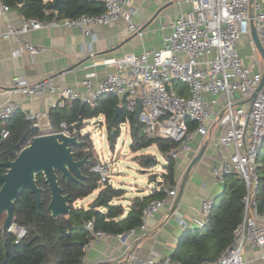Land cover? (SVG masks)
<instances>
[{"label": "built area", "instance_id": "built-area-1", "mask_svg": "<svg viewBox=\"0 0 264 264\" xmlns=\"http://www.w3.org/2000/svg\"><path fill=\"white\" fill-rule=\"evenodd\" d=\"M42 1L47 4L52 0ZM94 1L103 7L98 13L83 12L73 17L50 20L28 17L17 27L7 24V28L0 31V39L13 35L30 53H38L41 48L22 39L21 34L41 27H76L93 38L94 26L108 24L116 19L124 22L128 32L141 33L134 20L138 10L131 0ZM174 2H184L188 8L180 10L167 24H162V27L169 26V30L162 34L160 45L143 48L138 53H125L120 57L100 60L101 63L112 64L115 69L96 82L92 70L85 72L80 87L58 84L47 76L33 82L23 75L14 76L11 85L3 90L9 96L6 100H0V142L9 134L4 126L6 121L18 109V103L12 95L55 94L52 107L61 108L71 107L76 101L93 106L102 96L113 94L124 97L125 110L130 113L135 112L140 102L137 123L141 132L176 141L177 146L169 151L171 157L190 152L194 155L201 141L196 147L192 146V141L207 136V143L219 155L211 167L214 182L223 184L228 175H235L244 181L243 218L232 231L231 243L214 259L204 260L200 264H246L244 245L264 246V210H258L255 199L257 161L264 143V82L254 99L247 100L260 82L263 70L250 35V2ZM251 6L253 25L264 47V0H252ZM7 8L8 5L0 4L1 12ZM242 37L247 38L245 42H242ZM175 82L183 84L187 94L177 92ZM24 116L31 122V127L38 130L37 134L53 131L72 134L65 121H61L57 129L48 125L43 130L41 120L47 116L46 111H30ZM103 120L100 115L93 123ZM88 150V146L84 147V151ZM90 170L98 174V185L108 180L110 168L105 159H97ZM179 185L178 177L165 196L150 199L142 208L140 224L127 234L139 238L147 229V219L172 201ZM214 202L212 196L202 198L198 227L204 225ZM177 219L181 226H188L182 217ZM85 227L90 230V236L83 246L84 252L107 234L101 229H93V219L87 220ZM7 230L15 234V242L26 233L24 225L14 222L10 223ZM130 264L185 263L170 255L160 257L152 253L144 257L132 255Z\"/></svg>", "mask_w": 264, "mask_h": 264}, {"label": "trees", "instance_id": "trees-1", "mask_svg": "<svg viewBox=\"0 0 264 264\" xmlns=\"http://www.w3.org/2000/svg\"><path fill=\"white\" fill-rule=\"evenodd\" d=\"M21 0H7L15 3ZM22 12L26 17L34 16L43 20L53 18L73 17L79 13H98L102 5L94 0H63L59 10L46 8L42 0H22ZM179 93L184 92V86L176 84ZM122 105V110L114 122L112 117L116 106ZM53 121H65L68 129L81 137V121L93 114L103 116L107 126L108 137L113 140L118 135L119 124L128 122L130 132V147L136 150L155 143L159 151L167 156L161 176L163 181L171 186L175 181V161L169 151L177 146V142L160 136H149L141 132L140 125L134 119V113L127 112L124 104L113 94L99 98L95 105L74 102L71 107L52 108ZM9 134L0 142V171L2 161L15 157L19 149L38 133L31 127L24 114L15 111L4 125ZM1 129V126H0ZM113 131V132H112ZM85 144V142L83 141ZM83 144V146H84ZM264 147V143H263ZM75 151V158L88 156V162L81 167L84 175L80 181L60 184L64 193L70 196V212L67 215L53 218L47 209L49 190L43 182L41 174L36 181L42 187L40 191V210L30 189L26 188L15 201L12 222L24 225L25 235L15 242V234L5 230L2 232L0 221V264H79L84 255L83 246L90 236V230L85 227L87 220L93 219V229H101L107 233H125L140 224L141 212L144 205L152 198L163 197L165 191L161 186L151 194L136 198L129 209L124 212L120 202H116L124 194V190L112 186L108 180L98 185V174L90 167L96 162L89 151L82 148ZM263 149V148H262ZM90 161V162H89ZM148 164V165H147ZM145 167L154 163L148 162ZM258 186L255 199L259 211L264 210V159L257 164ZM97 189L94 198L87 207H75L73 202L86 197ZM245 193L244 181L231 175L224 184L217 201L205 218L204 225L184 232L172 253V257L185 264H200L204 260L214 259L223 248L232 241V231L243 218L242 196Z\"/></svg>", "mask_w": 264, "mask_h": 264}, {"label": "crops", "instance_id": "crops-1", "mask_svg": "<svg viewBox=\"0 0 264 264\" xmlns=\"http://www.w3.org/2000/svg\"><path fill=\"white\" fill-rule=\"evenodd\" d=\"M131 1L138 10L134 15V20L141 33L128 32L124 22L121 19H116L108 24L94 26L93 38L76 27H41L21 34L22 39L41 48L38 53H30L13 35L1 38L0 100H6L9 96L3 90L11 85L14 76L17 75L25 76L30 82L47 76L58 84L80 87V81L85 72L92 70L95 72L93 80L96 82L103 78L107 72L115 69L112 64L101 63L100 60L107 57H120L125 53H138L143 48L158 47L162 34L169 30V26L162 27V24H167L180 10L188 8L186 3H176L174 0ZM22 3V0L15 3L0 0V4L8 5L5 12L0 11V31H4L7 24L14 27L20 26L22 21L28 18L21 10ZM155 12H157L155 17L146 24ZM16 49L18 51L14 53ZM11 97L18 103L16 111L22 112L24 115L37 110L47 112V116L41 120L43 130H46L48 125L52 129L59 128L60 122L53 121V114L50 113L53 108L52 102L56 99L55 94L48 93L41 96L16 94ZM117 97L121 104H124V97ZM207 139V136L197 137L191 144L196 147L199 141L202 145ZM193 156L190 152L181 153L175 158L172 157L175 161L173 185L168 186L163 181L161 170L156 174V177L148 178V185L136 188L139 189L138 192L133 191L128 195L124 191L123 196L115 201L120 202L126 212L134 199H141L161 186L166 195L167 190L175 185L178 177L181 182L185 168ZM163 157H165L166 163L167 156L163 154ZM218 158V153L207 143L200 159L191 168L176 208L170 214L174 198L147 219V229L139 238H135L127 232L121 233V236L107 233L84 252L82 262L86 264H130L132 255L144 257L156 253L160 257L172 256L180 236L200 225L198 219L201 217L199 207L202 198L212 196L216 202L224 184L230 179L231 175H228L223 184L214 182L211 167ZM149 180L150 183H148ZM177 193L178 190L175 196ZM180 217L186 221L187 227L178 223L177 218ZM132 245H134V250L127 262ZM244 258L247 260L246 264H264V246H252L246 243Z\"/></svg>", "mask_w": 264, "mask_h": 264}, {"label": "water", "instance_id": "water-1", "mask_svg": "<svg viewBox=\"0 0 264 264\" xmlns=\"http://www.w3.org/2000/svg\"><path fill=\"white\" fill-rule=\"evenodd\" d=\"M62 1L63 0H52L46 4V8L59 10ZM249 2L250 35L255 44L256 50L263 61L261 80L255 91L247 98V100L252 101L264 82V47L261 44L253 25L252 0H249ZM157 12L151 16L146 24L155 17ZM140 108L141 104L139 102L134 112V119L136 121L138 120ZM121 110L122 105L116 106L112 122L115 121ZM82 144L83 140L78 138L76 133L67 134L64 131H53L35 134L27 144L19 149L13 159L1 162V165L5 168L4 171H0V221L2 220V214H4L1 223L2 232L7 230L12 222L14 216V203L24 189L28 188L31 190L38 211L40 210V191L42 190V187L39 186L36 181V176L38 174L42 175L43 182L49 190L47 209L50 216L57 218L59 216L67 215L70 212V196L68 193L63 192V189L59 184V175L64 177L66 182H69L70 180L80 181V179L84 177L81 172V167L88 162V156L84 155L82 158H75V151L72 149L73 147H80ZM206 144L207 141H204L187 164L181 178L178 193L174 197L173 203L170 207L169 214L176 208L188 174L191 168L200 159L205 150ZM150 159H154V157H150ZM143 163L147 164L148 158H145ZM145 171H147V168L142 169L143 173ZM150 182L151 181L149 180L148 183ZM133 250L134 245H132L129 250L127 262L132 255Z\"/></svg>", "mask_w": 264, "mask_h": 264}, {"label": "rangeland", "instance_id": "rangeland-1", "mask_svg": "<svg viewBox=\"0 0 264 264\" xmlns=\"http://www.w3.org/2000/svg\"><path fill=\"white\" fill-rule=\"evenodd\" d=\"M246 39L247 38L242 37V42H245ZM257 56L263 67V61L258 51ZM177 83L180 82L174 83L176 91ZM180 85L183 84L180 83ZM182 93L187 94V89L185 87ZM99 116L100 114H93L82 119L80 139L85 142V144L83 143L85 147H89L88 151L94 161H97V159H105L110 168L108 182L112 186L123 189L128 195L133 191L138 192L139 189L137 190L136 188L148 185V178L156 177V174L161 172L163 169L162 165L165 164V157H163V154L159 151L155 143L133 150L130 147L131 138L129 124L126 122L119 124L118 135L114 141L110 140L105 122L95 121L93 123ZM101 134H103V137H101ZM150 157H154V159H150ZM145 158H148V162L154 164L145 167L146 164L143 163ZM263 159L264 147L257 162L260 163ZM143 168H147V171L144 173L141 172ZM96 191L97 189H94L90 195L74 201L73 206L87 207L94 198Z\"/></svg>", "mask_w": 264, "mask_h": 264}, {"label": "flooded vegetation", "instance_id": "flooded-vegetation-1", "mask_svg": "<svg viewBox=\"0 0 264 264\" xmlns=\"http://www.w3.org/2000/svg\"><path fill=\"white\" fill-rule=\"evenodd\" d=\"M84 147L85 146H83V144L80 146V147H76V150H79L80 148H82V150H83V152H84ZM86 152V151H85ZM90 162V161H89ZM91 168V167H90ZM5 170V168L3 167L2 168V170L1 171H4ZM61 178H64V177H62L61 175H59V180L61 179ZM64 181H65V178L63 179ZM66 182V181H65ZM59 184H60V181H59ZM61 185V184H60ZM61 187H62V189H63V186L61 185ZM63 192H64V190H63ZM4 217V214H2V216H1V218H3Z\"/></svg>", "mask_w": 264, "mask_h": 264}]
</instances>
